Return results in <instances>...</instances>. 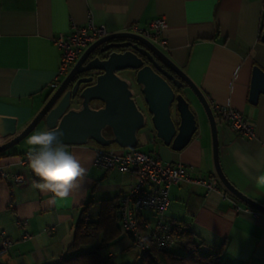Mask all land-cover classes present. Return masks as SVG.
<instances>
[{"label": "crops", "instance_id": "0c3cea01", "mask_svg": "<svg viewBox=\"0 0 264 264\" xmlns=\"http://www.w3.org/2000/svg\"><path fill=\"white\" fill-rule=\"evenodd\" d=\"M88 16L106 32L128 30L132 25L148 29L150 21L164 19L157 46L200 88L210 105L237 109L252 125L254 136L248 138L217 122L219 161L237 189L264 205V186L251 179L264 173V94L255 104L248 102L252 68L258 65L264 70V43L260 41L264 0H0V117L15 132L28 124L52 91L60 57L54 39L73 25H84ZM90 105L98 108L102 103ZM192 105L198 111L193 99ZM44 128L41 122L17 144L0 152V232L10 241L8 250L0 255V264H54L75 254L68 247L85 203L89 221L103 218L105 225L118 227V235L102 252L118 262L129 260L128 250L134 245L114 208L133 177L94 165L102 147L91 140L66 144L86 174L75 182L68 198L50 203L51 193L32 187L38 178L26 160L27 138ZM136 135L137 146L148 148L142 151L158 155L162 161L185 164L193 178L215 174L208 132H195L180 151L165 146L148 120ZM13 175H20L21 181L8 178ZM168 199L160 217L144 209L140 218L150 225L158 218L185 225L203 249L223 245L221 259L229 264H264V213L240 201L220 183L209 191L191 182L171 185ZM47 229H51L49 234ZM24 233L30 237L22 239ZM100 242L101 234L79 252L93 251Z\"/></svg>", "mask_w": 264, "mask_h": 264}, {"label": "water", "instance_id": "95a60500", "mask_svg": "<svg viewBox=\"0 0 264 264\" xmlns=\"http://www.w3.org/2000/svg\"><path fill=\"white\" fill-rule=\"evenodd\" d=\"M112 39L127 41L100 50L130 48L113 50L103 57L93 55L98 45ZM260 41L264 43V28ZM124 70L133 71L138 90L130 88L128 80L118 75ZM88 72L90 75L78 76ZM260 94H264V70L254 65L248 102L255 104ZM134 97L141 101L142 108ZM192 99L209 124L213 168L219 183L240 201L264 213V205L237 189L224 174L219 161L217 122L200 88L149 38L131 31L106 32L90 43L21 131L15 132L8 120L0 117V140L9 137L0 144V152L17 144L41 122L45 127L62 129L65 144L80 145L91 140L101 147L115 144L123 149L135 148L136 133L147 120L165 146L180 151L196 132ZM93 102L102 106L93 108ZM104 130L109 134L105 135Z\"/></svg>", "mask_w": 264, "mask_h": 264}, {"label": "built area", "instance_id": "2783aa9c", "mask_svg": "<svg viewBox=\"0 0 264 264\" xmlns=\"http://www.w3.org/2000/svg\"><path fill=\"white\" fill-rule=\"evenodd\" d=\"M165 25L163 18L149 22L148 29H138L132 25L128 30L149 38L154 44H161L160 34ZM106 33L103 26L94 25L88 16L84 25H73L68 33H60L54 44L60 52L59 64L51 83L54 89L60 80L80 56L82 51L94 40ZM211 109L216 122L241 136L251 138L254 129L241 111L230 106L213 104ZM117 146V145H116ZM28 158H26L27 160ZM93 164L102 169H118L128 173L134 181L120 194L117 216L122 230L127 234L132 244L140 252H146L151 247L157 250H168L177 242L176 228L173 223H167L158 218L153 225L140 218L144 209L152 210L158 217L168 207V190L171 185L181 182H191L204 187L207 191L218 188L219 181L215 174L193 178L188 166L182 163L162 161L158 155L138 150L137 148L102 147L98 148ZM7 177L5 173H1ZM14 182H20V175L8 176ZM48 234L51 229H47ZM0 255L5 253L10 241L0 232ZM24 233L22 239L29 238Z\"/></svg>", "mask_w": 264, "mask_h": 264}, {"label": "trees", "instance_id": "16d2710c", "mask_svg": "<svg viewBox=\"0 0 264 264\" xmlns=\"http://www.w3.org/2000/svg\"><path fill=\"white\" fill-rule=\"evenodd\" d=\"M105 135L109 131H104ZM88 203L83 204L80 217L74 227L73 241L68 247L76 251L68 257L60 259L54 264H115L113 258L102 252L107 243L118 235V227L114 224L105 225L102 219L89 221L87 214ZM117 212V206L114 208ZM103 213V212H102ZM176 228L177 242L168 250L162 251L151 247L146 252H139V264H229L221 259L223 245L217 249H203L199 242L193 240L191 232L185 225H173ZM101 234V242L89 252H79L81 247L87 246L96 236ZM175 247L184 248L185 254L173 251Z\"/></svg>", "mask_w": 264, "mask_h": 264}, {"label": "clouds", "instance_id": "9594fccd", "mask_svg": "<svg viewBox=\"0 0 264 264\" xmlns=\"http://www.w3.org/2000/svg\"><path fill=\"white\" fill-rule=\"evenodd\" d=\"M26 153L29 167L38 179L32 187L44 193H51L50 203L70 196L78 179L83 178L86 169L64 143V132L55 126H46L27 138ZM253 182L264 186V173L252 176Z\"/></svg>", "mask_w": 264, "mask_h": 264}, {"label": "rangeland", "instance_id": "374dc122", "mask_svg": "<svg viewBox=\"0 0 264 264\" xmlns=\"http://www.w3.org/2000/svg\"><path fill=\"white\" fill-rule=\"evenodd\" d=\"M157 45H159V44H157ZM120 74L122 75V76L119 75L120 77L128 80L130 88H132L133 90H138L139 86L134 82L132 72H130L129 70H124V71H120ZM135 100H136V103L138 104V106L140 108H142V103L138 99V97H136ZM196 105L198 106V108L200 110L198 109V111H197L193 108V106L191 107L193 112H194L195 120H196V134L202 135V133L204 134V133L208 132L210 135V128H209L207 118H206L203 110L199 107V105L197 103H196ZM210 137H211V135H210ZM136 148L138 150H141V151L148 149L142 144H139ZM173 251H176V252H179L182 254H185L187 252L184 248H178V247H175L173 249ZM139 252H140L139 249L136 248L135 246H133L128 250L129 254L127 256L129 257V260L125 259L123 261H119L120 263L116 259H114L113 261L115 264H139V259H137V257H136L137 253H139Z\"/></svg>", "mask_w": 264, "mask_h": 264}, {"label": "flooded vegetation", "instance_id": "af4514ba", "mask_svg": "<svg viewBox=\"0 0 264 264\" xmlns=\"http://www.w3.org/2000/svg\"><path fill=\"white\" fill-rule=\"evenodd\" d=\"M126 41L127 40H125V39H112V40H109L107 42H104V43H102V44H100V45H98L96 47V49L94 50V54L93 55L98 54L100 57H103V56L107 55L109 52H111L113 50L120 51V50L129 49L130 47L127 46V47H123V48L122 47H117V48L116 47H109L107 50H104V51H101L100 50L101 48H103L105 46L113 45V44H120V43H123V42H126ZM143 60H144V63L145 64L148 63V61H147V59L145 57H143ZM130 72L133 73V71H130ZM118 73H120V72H118ZM87 75H90V72H88V73H82V74H80L78 76H87Z\"/></svg>", "mask_w": 264, "mask_h": 264}, {"label": "bare ground", "instance_id": "6f19581e", "mask_svg": "<svg viewBox=\"0 0 264 264\" xmlns=\"http://www.w3.org/2000/svg\"><path fill=\"white\" fill-rule=\"evenodd\" d=\"M104 131H106V130H104Z\"/></svg>", "mask_w": 264, "mask_h": 264}]
</instances>
